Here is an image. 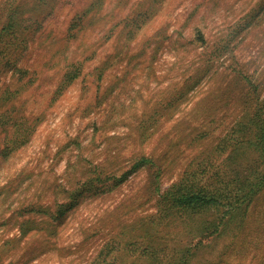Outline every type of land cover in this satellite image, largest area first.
I'll use <instances>...</instances> for the list:
<instances>
[{"label": "rangeland", "instance_id": "374dc122", "mask_svg": "<svg viewBox=\"0 0 264 264\" xmlns=\"http://www.w3.org/2000/svg\"><path fill=\"white\" fill-rule=\"evenodd\" d=\"M255 115L264 0H0V264H264Z\"/></svg>", "mask_w": 264, "mask_h": 264}, {"label": "trees", "instance_id": "16d2710c", "mask_svg": "<svg viewBox=\"0 0 264 264\" xmlns=\"http://www.w3.org/2000/svg\"><path fill=\"white\" fill-rule=\"evenodd\" d=\"M15 12L9 13L8 17V24L2 27V31L11 30L12 34L13 31L17 33V29L15 26L18 27L19 19L15 18ZM15 25V26H14ZM78 74H73L71 79L77 77ZM257 115V114H256ZM252 119L246 120V122L238 123V127L234 129V133H239L242 138H247V143L252 145V141L249 137L245 135L250 133V128L253 126L254 131H251L253 135V139L255 140V147L261 150V153L264 154V117L256 116ZM251 135V137H252ZM239 139V135L235 136ZM235 139V138H234ZM221 142L219 143L218 147L220 146ZM264 176L262 177V179ZM262 181L258 184H260ZM257 185V187H258ZM259 188V187H258ZM225 193H221L219 189L216 191H212L205 186H197L195 187L193 184H190L185 178L181 179L178 183L172 186V189L167 191L165 196L168 199V205L170 208L177 209L178 211H187V210H202L206 207H211L215 205L222 204V197H224ZM243 194L240 198H244ZM226 204L230 206L231 209H236L239 206V203L234 201H227Z\"/></svg>", "mask_w": 264, "mask_h": 264}]
</instances>
